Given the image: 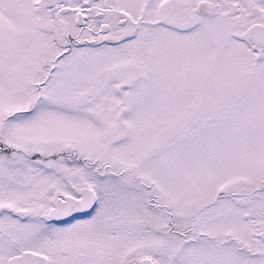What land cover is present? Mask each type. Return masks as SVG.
<instances>
[{
    "label": "snow or ice",
    "instance_id": "snow-or-ice-1",
    "mask_svg": "<svg viewBox=\"0 0 264 264\" xmlns=\"http://www.w3.org/2000/svg\"><path fill=\"white\" fill-rule=\"evenodd\" d=\"M0 264H264V0H0Z\"/></svg>",
    "mask_w": 264,
    "mask_h": 264
}]
</instances>
